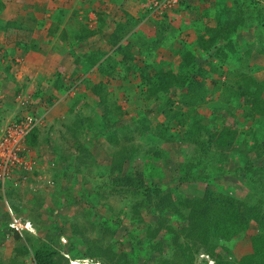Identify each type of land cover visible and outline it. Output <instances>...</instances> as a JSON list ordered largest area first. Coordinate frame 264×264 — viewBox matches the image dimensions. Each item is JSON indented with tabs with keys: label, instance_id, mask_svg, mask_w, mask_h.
Returning a JSON list of instances; mask_svg holds the SVG:
<instances>
[{
	"label": "rangeland",
	"instance_id": "rangeland-1",
	"mask_svg": "<svg viewBox=\"0 0 264 264\" xmlns=\"http://www.w3.org/2000/svg\"><path fill=\"white\" fill-rule=\"evenodd\" d=\"M30 1L33 2V0ZM67 1L69 10L72 11L77 7V3L82 2L83 7H81L76 17L79 21L83 19L88 21L90 23L88 28L94 33L88 35V32H85L87 35L81 40H77L74 34L80 32L83 26L77 24V22L71 24L70 26H74L75 33L74 31L70 32V34H74L68 36L69 44L65 46L64 44L67 43H62L58 41L57 37H54V42L59 45V50L41 52L47 56V61L44 65L38 66L36 70L35 67L30 66L23 59L24 54L27 55L28 52H33V50L31 51L29 48L25 51L18 50L20 54L13 58L14 61H7L11 65L12 73L16 75L17 81H6L8 80V76L5 75L6 70L0 69V79L2 78L6 81V83L0 81V115L3 114V124L13 122V118L17 116L20 117L31 113L32 117L35 118L32 121L35 127L31 131L33 129L38 130V144L36 147L27 146L26 138L28 135L24 139V145L27 147L28 153L32 160L36 162L35 172L33 173V170L32 172H26L28 178L20 183L18 187H13L15 192L14 200L22 206L19 211L21 216L19 217L26 220L29 219L34 228V234L41 238L48 240V236L53 237L59 234L60 242L63 246L68 245V243L72 244L73 247H71L73 249H71L73 251L68 253L70 258L79 257L76 256L77 254L92 253V251L99 252L100 249L111 252L115 260L120 261L121 264H160L161 258L169 259L171 264L177 263L179 258L169 254L170 251L166 244L162 245V252L164 253L162 256H160L161 247L152 249V252H149L146 246L141 244L145 240V231L148 228L147 221L155 217L157 212L150 211L147 208L135 209L136 203L145 197L134 194L131 189L121 187L124 176L146 179V181L150 177L160 178L161 176L166 189L175 188L180 190L182 194L186 195L187 199L191 200V204H193V200L197 201L203 198V194L208 187L218 191V194H222V197L228 195L235 200L244 196L247 188L240 181L239 174L234 171V168L231 169L232 167L224 168L219 176L208 179L207 184L196 181L180 182L178 165L188 161L193 148L190 143L181 142L180 140L168 142L159 133L154 135V138H156L155 143H149L140 137L139 129H136L140 124V118L146 120L148 126L154 129H158V124L160 122L162 124L165 118L158 109L160 99L157 96L161 95L162 92L158 89L159 92L155 90L156 93L154 94L146 92L147 83L144 84L145 81L141 80L139 71L133 72L130 69L128 71L124 69L125 73L123 72L121 77L119 76L115 79L117 81H115L116 85H113V82L110 85L105 79L107 78L109 81L111 78L104 75L101 85L104 84L106 89L102 91V96L108 99V106L107 104L97 103L100 96L93 94L89 88L93 82H96L92 80V77L83 78L81 85H77V88L73 89L75 87L74 83L78 81L80 76L84 75L75 69V67H79L74 64L75 60H77V64H84L87 56L97 53L93 47L99 44L98 35L102 34L106 26L112 30L121 24L124 27L129 26L126 23H122L126 16L124 12L120 11V9V12L114 11L112 8L107 9L110 5L106 4V0ZM109 1L113 2V0ZM148 1L153 2V0ZM88 2L89 6L85 8L84 5L86 6ZM261 2L264 4V0H261ZM45 3L52 5L50 0H46ZM56 4L57 7L61 6L58 1H56ZM177 6L178 4L175 7L166 6L161 11L149 12V15L159 22L164 20L169 12L171 16L183 15L184 17V14L179 15V13H176L175 8ZM11 10L12 8L8 9L7 7L1 10L6 21L9 15L12 14ZM2 22H5V20ZM49 22L47 23L50 25ZM34 27L28 21L21 30L8 28L7 44H13L16 41L30 42V40L41 42L40 39L43 34L45 36L47 27L45 30ZM53 27L54 25L52 24L51 28ZM136 27L138 28L139 26H133L132 30L135 31ZM152 29V27L147 29L149 36L153 34ZM172 30L176 31L173 28ZM62 31L60 29V34ZM121 31L124 37L118 41V45L125 47L127 43L131 42V48L133 43L137 41L136 37L131 38L133 31L128 35L125 30ZM257 32V30H254L250 34L244 31V36L241 37L242 42H244L245 38L251 35L254 36ZM79 34L82 33L80 32ZM106 34H111V31L108 29ZM126 36H130V38ZM109 41L112 42L111 39ZM152 41L156 42V39ZM158 44L160 45V41ZM20 45L23 47L26 44ZM84 47L89 51L80 52L83 51L82 48ZM142 47L149 51L152 45H143ZM136 48L135 52H130L133 64L135 62V66H138L139 69L147 68V61L151 63L155 60L149 55L152 51L147 54V51L141 48L140 45L136 46ZM67 50L69 52H66ZM60 52L64 53L61 55L59 54ZM73 52L75 54H72ZM55 54L60 56L59 59L61 58L62 62L59 59L54 60L58 62L57 64L51 61L52 56ZM171 56H173V52L170 53V58ZM112 58L115 57L112 56ZM5 61L6 59L0 58V64H7ZM199 61L204 66V61L201 59ZM116 62L115 59L113 64ZM160 62V64L165 65L167 60L160 58ZM47 65L51 66L52 70ZM148 69L149 72L154 74V69ZM55 71L57 72L55 73ZM72 72H74L73 76L70 74ZM52 73L54 74L52 75ZM254 73L255 71L252 74L254 75ZM257 76H255L257 80H263L261 78L264 75ZM55 78L59 81L58 87L55 86L56 82L53 81ZM197 79H200V77H197ZM119 82H121L120 85H118ZM205 82L211 84L212 79L208 77ZM155 87L158 88L156 84ZM63 89L65 91H62ZM54 91L58 92L55 94ZM174 92L176 93L172 94ZM174 92H169V94H172L171 98L174 106L180 107L184 112L188 110V107H194H190L182 101V103L179 102L183 90L180 91L176 88ZM245 98L246 95H242L241 101H245ZM259 103L263 108L261 110L264 115V99H259ZM117 106L121 108L116 109ZM195 106L193 109L196 114L203 116L202 125L213 126L217 129L222 126H230L237 130L250 128L249 124L242 123L243 118H246V116L241 114L242 108L235 110V118L232 115L226 116L224 111L219 110V108H225L226 104L215 99L203 104L196 103ZM106 107L114 109L112 111L116 114L114 119L129 126V128L131 127L132 130L135 129L131 133V140L128 141L132 147H138L134 155V162L125 163L121 170H112L111 162L116 152L115 147L110 145L108 138L102 136L104 134L98 135V131L102 130L100 115ZM83 119L85 120L83 127L80 124V127L75 130V138H70L67 126L75 124L78 120L81 122ZM182 129L183 127L178 126L172 128V131L175 132ZM256 131L263 133L264 125L262 128L258 127ZM251 144L255 145L254 143ZM81 145H84L85 148H80ZM152 149L154 151L150 152ZM67 160L71 167H68L69 173L64 174L63 167L66 166L65 162ZM262 160L256 159L255 164L257 166L262 164ZM231 162L236 167L235 157H231ZM7 187L8 184L6 183V191L9 190ZM7 193L6 198L9 199L8 202L10 203L11 195ZM36 200L38 201L36 202ZM177 201L176 197V208L183 213H187L190 208L182 211L184 207H187ZM2 202L3 199L0 200V206ZM138 212L141 213L142 218H136ZM177 217V220L169 219L167 221L176 230L186 225V223H183L185 221L183 217ZM255 229L254 225H250L246 231L247 235H245L244 241L229 242V251L227 252L229 260L239 263L242 257L251 252L248 237L253 233H258ZM185 240L186 238L180 235L178 242L185 243ZM238 242H241L242 248H239ZM170 246L173 247L172 245ZM16 248H23V242L10 235L0 237V263L10 264L11 260H23L26 264L31 263V255L21 254L22 257H19V252L16 251ZM73 255L74 257H72ZM81 256L79 257L80 260H82ZM88 259L89 261L93 260V258ZM125 260L128 262H125ZM98 261L99 264H110L105 260L101 261L98 259ZM254 263L256 264L257 262L255 261ZM194 264H214V259L213 257L209 258L208 255L198 253L195 256Z\"/></svg>",
	"mask_w": 264,
	"mask_h": 264
},
{
	"label": "trees",
	"instance_id": "trees-1",
	"mask_svg": "<svg viewBox=\"0 0 264 264\" xmlns=\"http://www.w3.org/2000/svg\"><path fill=\"white\" fill-rule=\"evenodd\" d=\"M198 1L200 0H179L176 8L182 6L186 7V10H192L196 8L194 5ZM206 1L201 0V4ZM3 6L4 4L0 1V12ZM87 6H89V2L84 7ZM151 6L152 1L147 7L148 13L152 11ZM216 7L213 20L206 17L207 13L203 14V18L198 17L199 20L194 28L196 34L194 48L184 47L177 52L181 61L178 65L176 63L175 70L164 68L162 64L155 62L148 63L147 68L139 69L138 66H135V62L133 64L130 52H123L124 50L121 48V52H114L116 55H112L115 58L106 55L103 60L101 59L100 74L116 79V75L121 77L122 73H125L124 69L127 71L130 69L133 72L139 71L141 80L145 81L144 84H148H146V92L154 94L157 89L162 92L157 97L160 99L158 109L165 118L164 122L162 124L160 122L159 128L154 129L148 126L146 120L140 118V124L136 129H139L140 137L149 143H155L154 135L156 133H159L168 142L180 140L190 143L193 148L190 158L187 162L178 165L180 182L196 181L207 184L208 179L219 176L224 168L232 167L231 169L234 168V171L239 174L240 181L247 188L244 196L236 198V200L228 195L222 197L218 191L208 187L203 198L197 201L193 200V204H191V200L187 199L180 190L166 189L161 176L160 178L150 177L148 181L124 176L121 187L131 189L134 194L145 197L136 203V210L147 208L157 212L155 217L147 221L145 240L141 242L149 252L161 247L160 256H162L164 254L162 247L163 244H166L170 251L169 254L179 258V261L174 264H194L195 256L198 253L208 255L209 258L213 257L214 264H255V261L256 264H264V160H262L264 159V131L263 133L256 131L258 127L262 128L264 125L263 108L259 103V99H264V79L259 81L252 74L259 68L254 62L256 51L264 54V4L261 0H216ZM78 14L79 8L77 7L73 11L63 7L56 8L51 13L54 27L48 29L50 31L53 29V32L54 30H63L61 37L65 39L66 36L72 34L70 32L74 31V26H70L71 24L76 22L82 24L76 17ZM204 16L207 20H204ZM28 21V18L22 16L11 18L7 20L4 29L21 30ZM126 21V25L129 27H124L121 24L108 35L113 45H116L124 37L121 30H125L128 35L133 26L138 24V21L130 14H126ZM160 27L161 29L156 28L158 29L156 30V42L160 41V45H162L166 36L162 33L165 31L164 26L160 25ZM254 30L258 32L254 36H248L242 42L243 32L251 34ZM90 33L94 32L90 31ZM131 38H135L134 33H131ZM16 44H26L24 45L25 50L29 48L27 41H16ZM116 49L119 51L120 47H116ZM115 59L118 64H121V72L115 73L112 67ZM199 59L204 61V66L200 61L198 62ZM85 60L86 62L83 64L85 72H88L89 67L98 61L94 55L87 56ZM2 65L1 63L0 66L3 69H8L7 64ZM148 68L154 69V74L149 72ZM75 69L80 70L76 67ZM208 77L212 79L211 84L205 82ZM155 84L158 88L155 87ZM89 88L93 94L100 96L97 103L107 104L108 99L102 96L101 85H91ZM176 88L180 91L183 90L179 102L182 101L190 107H196V103L203 104L215 99L226 104L225 108H219V110L224 111L226 116L232 115L235 118V110L242 108L241 114L246 116L242 123L249 124L250 128L237 130L230 126H222L217 129L213 126L202 125L203 116L196 114L194 107H188V110L184 112L180 107L174 106L171 95L176 93L174 92ZM170 91L174 93L169 94ZM244 94L246 95L245 101H241ZM120 108V106L116 107V109ZM113 110L107 107L103 109L100 115L102 130L98 131V135L104 134L102 136L108 138L110 145L115 147L116 152L111 162L112 170H121L125 163L134 162V155L138 147H132L128 142L135 129L132 130L131 127L129 128L114 119L116 114L112 112ZM29 115L32 116L31 113ZM2 117L3 114L0 115V125L4 122ZM19 121L20 117L13 118V122ZM84 123L83 119L81 122L78 120L75 124L67 126L69 137L75 138V130L80 127V124L83 127ZM178 126L183 129L173 132L172 128ZM37 133L38 130L33 129L28 134L26 138L28 147H36L38 144ZM152 147L154 148V146ZM80 148H85V146L81 145ZM153 151L154 149L150 150V152ZM231 157L236 158V167L232 165ZM256 159L262 160V164L257 166ZM65 165L63 167L64 174L69 173L68 167H71L68 160ZM27 176L25 170L22 172L15 170L5 180H0V200L3 199L0 206V237L10 235L23 242V248H16V251L19 252V257H22L21 254H30L31 263L29 264H70L64 253L73 251V245L68 243L63 246L60 243L59 234L53 237L48 236V241L26 230L18 232L9 225L13 216H21L19 211L22 209V206L14 200L13 187H18L28 178ZM6 183L8 191L5 190ZM6 193L11 195L10 203L6 198ZM176 197L179 204L187 207H184L182 211L190 208L187 213L176 208ZM177 216L183 217L185 220L183 223L186 225L176 230L167 221L169 219L177 220ZM137 217L142 218L140 212L136 215ZM253 224L258 233H253L248 237L251 253L242 257L239 263L229 260L227 257L229 242L244 241L247 229ZM180 235L186 238L185 243L178 242ZM81 255L77 254L76 256L105 260L110 264H121L120 261L115 260L111 252L100 249L99 252L92 251V253ZM121 257L123 256L121 255ZM169 261L167 258H161L160 264H171ZM125 262L128 261L125 260ZM10 264L26 263L23 260H11Z\"/></svg>",
	"mask_w": 264,
	"mask_h": 264
},
{
	"label": "crops",
	"instance_id": "crops-1",
	"mask_svg": "<svg viewBox=\"0 0 264 264\" xmlns=\"http://www.w3.org/2000/svg\"><path fill=\"white\" fill-rule=\"evenodd\" d=\"M4 6L3 8L5 9L6 7L12 8L11 12L12 14L9 15L8 19L12 18H17L19 16L25 17L26 19L28 18L30 23L32 25H34L37 29H44L46 28V33L45 36L43 34V37L40 39L41 42L37 41V40H33L30 42L28 41V45H29V50H33V52H28L27 55L24 54L23 59L25 62L29 63V65L35 67V70L38 66L40 65H44L46 63V59L47 56L44 53L41 52H49L51 51H55V50H59V45L56 44L54 42V37H57L58 41L60 42H64L67 44H64L65 46H67L69 44V40H68V36H66L65 39H63L60 34V30H56V31H50L51 26L52 25V20H51V13L52 11L54 12L56 10L57 4L56 1H58L60 3V7H63L65 9H69L68 6V1L67 0H50L51 4L49 3L46 4V0H0ZM76 0H74L75 2ZM82 1V0H81ZM154 1V0H153ZM66 2V3H65ZM151 1L148 0H113V2L106 0V4H109L110 7H108L107 9H114V11H122L124 12V14H130L132 15L137 21H138V28L134 31L133 33L135 34V37L137 38L136 43H133V46H131L130 48V43H127V45L125 47H123L122 45H118V43L116 45H113L112 42L109 41V36L107 33L108 29L112 32L113 30L109 27H105L102 34L98 35V42L99 44L95 48V52H97L94 56L95 58L98 60L97 62H95V65L90 66L89 67V71L85 72L83 69V64H80L77 62H73L75 65H78L79 67H77L80 70H77L78 72H81L84 74L83 78H87L92 77L93 82L92 86L94 85H101V81L104 78V74L103 76L100 74V63H101V59L103 60L104 57L106 55H113V52H121V48H123V52H135V50L137 49L136 46L140 45L141 48L143 45H152V48H150V50L148 51L146 48H144V50H146L147 54L148 52H151L149 55H151L155 60H153L152 62H155L156 64H160V58H165L167 60V63L165 65H163L164 68H173L174 70L177 68L176 66V62L177 65L180 63V55L177 53L179 52V50L181 48H194V39H195V25L196 22L199 20L198 17L201 16V18H203V14H206V17H209L210 20H213L212 18H214L215 14H216V0H207L206 2H204L203 4H201V0L196 2L194 6H196V8H193L192 10H186V7H180V8H175L176 13L179 15L180 14H184L182 16H171L170 12L167 14L166 18L164 20H160L157 21L155 20L154 17H152L151 15H149L148 13V5ZM65 3V4H64ZM80 3H77V8H79V10H81V7H83V5ZM63 4V5H62ZM85 6V5H84ZM112 6V7H111ZM120 9V11H119ZM23 11V12H22ZM28 12V13H27ZM110 12V11H109ZM28 15H27V14ZM172 13V10H171ZM175 13V14H176ZM141 14L143 15L141 17ZM86 15V14H85ZM2 11L0 12V58L1 59H6V63L7 61L12 62L14 61L13 58H15L18 54H20L18 52L19 51H25V46L21 47L22 45L20 44H16V42H14L13 44H7L6 38L7 36V32L8 30L4 29V25L6 24V18L3 16ZM17 16V17H16ZM171 16V17H170ZM30 17V18H29ZM182 17V18H181ZM205 17V16H204ZM204 18V20H207V18ZM85 18V17H84ZM5 22H2L4 21ZM179 20V21H178ZM48 21H50V25L47 23ZM82 24V29L80 30V32L82 34L78 33H73L74 36H76L77 40H81L85 35H91L92 33H90V31H92L89 27L90 23L86 20H81L80 21ZM126 16L124 19V22L122 23H126ZM157 22V23H155ZM214 24V21H213ZM160 25L164 26V30L162 33H164V35L166 36V38L164 39V43H162V45H159L157 42H153L152 40L156 39V28H160ZM34 27V28H35ZM153 28V34L149 36V34L147 33V29L148 28ZM50 28V29H48ZM172 28L176 31H173ZM115 29V28H114ZM151 30V29H149ZM84 32V33H83ZM85 32H88L87 34H85ZM94 32V31H93ZM106 32V33H104ZM104 33V34H103ZM73 34H71L70 36H72ZM97 36V35H96ZM153 36V37H152ZM173 36V38H172ZM127 38H130V36H126ZM73 41V39H72ZM55 43V44H53ZM193 43V44H191ZM158 44V46H156ZM164 44V45H163ZM52 45V47H51ZM63 45V46H64ZM111 45L113 46L111 48ZM10 47V48H9ZM116 47H120L119 51H117ZM254 49H255V45H253ZM62 48V47H60ZM127 48V49H126ZM156 48V49H155ZM10 49V51H9ZM65 49V48H64ZM28 50V49H27ZM83 51L80 52H88L89 50H86L85 47L82 48ZM86 50V51H85ZM256 50V49H255ZM7 51V52H4ZM156 51V52H153ZM40 52V53H39ZM66 52H69V50H67ZM94 52V51H93ZM173 52V56H171L170 58V53ZM62 53L64 52H60L59 54L62 55ZM111 53V54H110ZM72 54H75L74 52ZM72 56V55H71ZM162 56V57H161ZM6 57V58H5ZM60 56H57L56 54L54 56H52L51 61L54 64H57L58 62H55L56 60L59 59ZM62 57V56H61ZM119 59V58H118ZM55 60V61H54ZM60 62H62L61 58L59 59ZM73 60V59H72ZM176 61V62H174ZM171 62H172V66H171ZM254 62L256 65L259 66L258 69H256L254 75H264V54H260L256 51L255 57H254ZM149 62L147 61V64ZM49 64H51L49 62ZM4 65V64H3ZM2 65V66H3ZM8 69L6 70V76H8V80L6 81H17V77L15 74H13V70L10 64H8ZM37 65V66H35ZM46 66V65H45ZM121 64H118V62H116L115 64L112 63V67L116 72H121ZM47 67H49L51 70V66L47 65ZM2 68V67H1ZM0 68V69H1ZM47 69V68H46ZM57 71H55L56 73ZM54 73H52L53 75ZM71 76H73L74 72L70 73ZM257 76V77H258ZM116 78H118V76L116 75ZM261 79H264V77H262ZM65 80V79H64ZM67 80V79H66ZM110 85L113 82V85H116V80H112L109 79V81L107 80V78L105 79ZM0 81H3V83H6V81L4 79H0ZM54 82H56V85L59 84V81L55 79H53ZM116 81V82H115ZM124 83V81H122ZM121 82H119L118 85H120ZM123 85V84H122ZM103 90H105V85L102 84L101 85ZM128 88V86H126ZM57 93V91H54ZM110 93V92H109ZM239 243V248H242L241 246V242Z\"/></svg>",
	"mask_w": 264,
	"mask_h": 264
},
{
	"label": "built area",
	"instance_id": "built-area-1",
	"mask_svg": "<svg viewBox=\"0 0 264 264\" xmlns=\"http://www.w3.org/2000/svg\"><path fill=\"white\" fill-rule=\"evenodd\" d=\"M179 0H154L151 9L153 12L161 11L166 6L174 7ZM32 117L25 115L20 117L19 122L0 125V180H5L15 170L22 172L34 171L36 162L32 160L24 145V139L29 130L33 127ZM19 224V219H14Z\"/></svg>",
	"mask_w": 264,
	"mask_h": 264
},
{
	"label": "clouds",
	"instance_id": "clouds-1",
	"mask_svg": "<svg viewBox=\"0 0 264 264\" xmlns=\"http://www.w3.org/2000/svg\"><path fill=\"white\" fill-rule=\"evenodd\" d=\"M83 77H84V75H82V76H80L79 77V79H78V81L77 82H75L74 83V86L75 87H73V89L75 88H77V85H81V83L80 82H82L83 81ZM79 83V84H78ZM56 87H58V85H55ZM62 91H65V89H63ZM58 92V91H57ZM55 94H56V92H55ZM25 115H29V113H27V114H25ZM25 115H23V116H25ZM30 116V115H29ZM20 117H22V116H20ZM32 117V116H31ZM35 120V118H33L32 117V121H34ZM31 121V122H32ZM8 123H10V122H8ZM4 124H6V123H4ZM3 123H2V125H4ZM33 127H35V125H33ZM32 127V128H33ZM31 128V129H32ZM31 129L29 130V132L26 134V136L31 132ZM25 136V137H26ZM36 166V165H35ZM19 219L20 220V222H19V224H15L14 222H13V220L14 219ZM10 227L11 228H13L14 230H16V231H18V232H22L23 230H26V231H28V232H31V233H34L33 231H34V228H33V226L31 225V221H29V220H26V219H22V218H20V217H15V216H13L12 217V220H11V222H10ZM254 225V224H253ZM256 227H255V225H254V229H255ZM255 231H256V229H255ZM61 243V242H60ZM251 253V252H250ZM64 255L69 259V263L70 264H99V261H98V259H94L93 258V260L91 259L90 261H89V259L88 258H90V257H82V260H80L79 258H70L69 257V255H68V252H65L64 253ZM78 261V262H77Z\"/></svg>",
	"mask_w": 264,
	"mask_h": 264
}]
</instances>
